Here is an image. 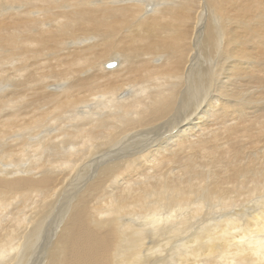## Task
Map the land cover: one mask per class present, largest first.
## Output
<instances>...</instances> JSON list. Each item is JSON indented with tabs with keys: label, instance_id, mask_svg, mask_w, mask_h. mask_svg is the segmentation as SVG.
I'll use <instances>...</instances> for the list:
<instances>
[{
	"label": "bare ground",
	"instance_id": "6f19581e",
	"mask_svg": "<svg viewBox=\"0 0 264 264\" xmlns=\"http://www.w3.org/2000/svg\"><path fill=\"white\" fill-rule=\"evenodd\" d=\"M0 264H264V0H0Z\"/></svg>",
	"mask_w": 264,
	"mask_h": 264
},
{
	"label": "rangeland",
	"instance_id": "374dc122",
	"mask_svg": "<svg viewBox=\"0 0 264 264\" xmlns=\"http://www.w3.org/2000/svg\"><path fill=\"white\" fill-rule=\"evenodd\" d=\"M145 11H146V8H145ZM146 12H147V11H146ZM109 64H111V63H109ZM198 87H199V85H198V83H197L196 88H195L194 90H191V91H192L191 93H192V94L194 93L193 95H195V96H196V92H197V90H198ZM161 133H162V131L159 130L156 134L159 135V134H161ZM156 134H155V135H156ZM151 136H154V134L151 135ZM135 143H136V142H135Z\"/></svg>",
	"mask_w": 264,
	"mask_h": 264
}]
</instances>
